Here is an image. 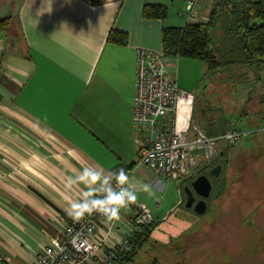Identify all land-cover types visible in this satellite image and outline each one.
Segmentation results:
<instances>
[{
    "label": "crops",
    "instance_id": "crops-1",
    "mask_svg": "<svg viewBox=\"0 0 264 264\" xmlns=\"http://www.w3.org/2000/svg\"><path fill=\"white\" fill-rule=\"evenodd\" d=\"M206 3L201 10L210 18L215 2ZM147 5L166 15L146 16ZM202 22L189 16L185 0H0V246L11 264H35L67 226L70 202L88 189L83 182L65 185L86 168L101 174L91 185L96 193L123 168L137 200L155 208L157 218L176 206L165 194L164 179H171L139 162L152 134L133 124L136 58L140 49L164 54L165 28ZM115 31L126 33L127 42L112 40ZM165 61L180 88L195 94L196 122L222 134L218 121L201 125L196 109L205 62ZM233 116L224 115L225 129L238 124ZM212 192L213 184L207 200ZM137 213L136 205L122 208L119 219L100 223L99 237L118 244Z\"/></svg>",
    "mask_w": 264,
    "mask_h": 264
},
{
    "label": "rangeland",
    "instance_id": "rangeland-1",
    "mask_svg": "<svg viewBox=\"0 0 264 264\" xmlns=\"http://www.w3.org/2000/svg\"><path fill=\"white\" fill-rule=\"evenodd\" d=\"M211 34L217 45L222 44L220 28H213ZM233 47L234 42L223 43L224 52ZM233 71L203 79L195 90L196 109L204 127L230 113L237 121L245 110L236 125L248 134L229 147L222 142L212 158L196 159L182 182L164 179L167 198L177 204L159 218L153 209L155 226L149 238L125 264H264L259 262L264 260V131L259 130L264 125V70L239 64ZM250 110L256 115L246 118ZM219 164L220 175L211 176L208 210L200 213L195 206H188L187 188L200 173L210 174ZM194 174L197 176L191 177Z\"/></svg>",
    "mask_w": 264,
    "mask_h": 264
},
{
    "label": "built area",
    "instance_id": "built-area-1",
    "mask_svg": "<svg viewBox=\"0 0 264 264\" xmlns=\"http://www.w3.org/2000/svg\"><path fill=\"white\" fill-rule=\"evenodd\" d=\"M201 1L185 0L187 12L193 19L208 21L201 10ZM210 2L215 0H207L206 5ZM136 65L133 124L138 132L152 134L149 143L140 150L139 162L156 174L180 182L189 175L196 159L212 158L222 142L232 146L248 134L234 123H229L224 133L217 136L200 127L194 115L195 95L181 89L170 75L164 54L140 49ZM259 130L264 131V125ZM109 188L120 190L115 178L108 179L98 194H105ZM131 205L138 207V213L118 244H108L106 237L98 235L100 223L107 220L105 217L85 214L79 222L71 218L39 253L35 264H120L122 256L136 246V235L155 222L146 202L137 200ZM0 264H11L1 246Z\"/></svg>",
    "mask_w": 264,
    "mask_h": 264
},
{
    "label": "trees",
    "instance_id": "trees-1",
    "mask_svg": "<svg viewBox=\"0 0 264 264\" xmlns=\"http://www.w3.org/2000/svg\"><path fill=\"white\" fill-rule=\"evenodd\" d=\"M144 14L162 18L166 9L147 5ZM215 27L222 30L223 42L220 45L215 43L211 34ZM111 39L125 43L128 37L126 33L115 31L111 33ZM226 41L234 42V47L224 52L223 43ZM163 47L164 56L202 60L206 64L207 75L211 77L225 73L231 75L233 67L239 64H247L256 71L264 70V0H215L207 22L191 23L183 28H165ZM154 226L155 223L143 227L142 233L136 235V246L131 253L122 256L120 264L135 258Z\"/></svg>",
    "mask_w": 264,
    "mask_h": 264
},
{
    "label": "clouds",
    "instance_id": "clouds-1",
    "mask_svg": "<svg viewBox=\"0 0 264 264\" xmlns=\"http://www.w3.org/2000/svg\"><path fill=\"white\" fill-rule=\"evenodd\" d=\"M119 191H114L111 188L106 190L105 194H98L92 189L91 185L101 180V174L93 171L91 168H86L78 180H69L65 187L71 188L74 183L83 182L87 191L83 193V197L75 202H70L68 215L74 222H79L85 214L91 215L97 213L105 217L108 221L119 219L121 208H126L128 205L136 203L137 195L135 190L128 184V175L123 168L113 172ZM104 183H108V179L104 178ZM143 191L151 195L150 185H144Z\"/></svg>",
    "mask_w": 264,
    "mask_h": 264
},
{
    "label": "water",
    "instance_id": "water-1",
    "mask_svg": "<svg viewBox=\"0 0 264 264\" xmlns=\"http://www.w3.org/2000/svg\"><path fill=\"white\" fill-rule=\"evenodd\" d=\"M218 123L221 129V132L224 133L225 131V127H224V117L221 116L218 119ZM222 171V165L219 164L217 166H214L210 172V175L214 176V177H218L220 175ZM204 182V184H202ZM199 183L204 186L202 187V190H200V186ZM193 188L195 189V191H197V193L201 194L202 196H204L205 198H208L211 194V189H212V182L210 180V178L207 175H200V177H198V179L196 181H194L193 183ZM187 192H188V199H187V204L189 207L193 206L194 203V195H193V191L191 190L190 186L189 188H187ZM195 209L202 213L205 212L207 209V203L205 200H200L196 205H195Z\"/></svg>",
    "mask_w": 264,
    "mask_h": 264
},
{
    "label": "flooded vegetation",
    "instance_id": "flooded-vegetation-1",
    "mask_svg": "<svg viewBox=\"0 0 264 264\" xmlns=\"http://www.w3.org/2000/svg\"><path fill=\"white\" fill-rule=\"evenodd\" d=\"M207 165H205V166H201V167H206ZM202 175H207V176H209V174L208 173H206V172H204V173H201ZM210 178V177H209ZM211 180V182H212V179H210ZM202 184H204V182L202 183ZM199 188H200V190H202V187H204V186H202L200 183H199ZM190 188H191V190L193 191V195L195 196L194 197V203H193V206H195L200 200H205L206 202H207V198H205L204 196H202L201 194H199V193H197V191H195V189L193 188V186H190Z\"/></svg>",
    "mask_w": 264,
    "mask_h": 264
}]
</instances>
